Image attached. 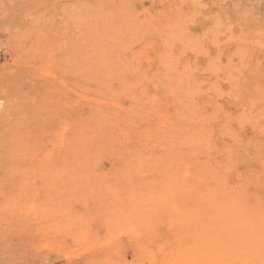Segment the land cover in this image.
<instances>
[{"label":"rangeland","instance_id":"1","mask_svg":"<svg viewBox=\"0 0 264 264\" xmlns=\"http://www.w3.org/2000/svg\"><path fill=\"white\" fill-rule=\"evenodd\" d=\"M78 88L85 135L114 104L150 131L63 181L32 163L28 142L66 125ZM54 89L67 96L44 99ZM161 143L264 213V0H0V264H264L255 216L175 213L189 200L178 186H144L179 171Z\"/></svg>","mask_w":264,"mask_h":264},{"label":"bare ground","instance_id":"2","mask_svg":"<svg viewBox=\"0 0 264 264\" xmlns=\"http://www.w3.org/2000/svg\"><path fill=\"white\" fill-rule=\"evenodd\" d=\"M141 54V52H140ZM152 60V58H151ZM39 63V62H38ZM42 63V61H41ZM134 63V61H133ZM140 63V62H139ZM44 64V63H43ZM41 66V65H40ZM131 68V67H130ZM137 69V68H136ZM157 70V69H156ZM144 72V71H143ZM149 71L146 70V74H148ZM153 74H157L156 71H154ZM146 76V75H145ZM150 79V78H149ZM65 86V85H64ZM56 94L59 96V99H62L63 97H66V93L62 90H57L54 89L53 90H49L47 92L44 91V93H42V95H44V99L45 97H48L49 99L51 98V95ZM50 96V97H49ZM73 96V94H72ZM40 96H35L34 98H37ZM147 97V96H146ZM42 98V96H41ZM55 98V97H53ZM151 98V97H150ZM150 98L148 97L149 101ZM75 105H74V111L71 113L72 116L69 118H66V125H68V127L66 125H64L63 127H61L60 131L52 134V136L45 140V132L44 131H40L38 134H36L35 136L33 135V139H30L31 141L28 142V156L31 157V161L32 163H36L40 164L41 166L45 167V168H50L51 170H53L55 172V174L58 176V178L64 181V179H69V173L71 172L72 174H70L71 176H73L76 171L77 168L82 167L83 163H86L87 166H89V168H95L94 167V163L99 164L98 160H101V156H103V154L106 152H114L116 155L118 154L119 150H120V146L127 147L126 144V136L135 133L138 139H143L145 136L143 135H147L149 134L150 130L144 131L143 129L141 130V126H140V120L139 117L136 115H134V111L131 110L128 106L125 107H121V109L117 108L114 104V108L111 107H106L105 109H98V110H94V115L92 116L94 121H98L99 125H100V129L99 130H95L94 128L97 129L98 126H94L91 123H95L93 122H89L88 124L93 127L94 130L92 131H88L89 133L85 135V133L81 132V122H80V100H82V94L78 89H76L75 91ZM145 99L144 97L142 98V100ZM48 100V99H47ZM147 100V99H146ZM53 101V100H52ZM148 101V100H147ZM28 102V101H26ZM96 102V101H95ZM100 102V101H99ZM31 103V102H28ZM36 103V102H35ZM44 103V102H43ZM50 104V101L48 102ZM101 103V102H100ZM132 103V102H131ZM32 104V103H31ZM98 104V102H97ZM134 104V103H132ZM102 105V103L100 104ZM140 105V104H139ZM149 107H155V104L150 102L149 105L146 104ZM162 105V104H161ZM29 106V105H28ZM32 106H35V104H32ZM31 106V107H32ZM113 106V103H112ZM143 106V104H142ZM96 107V106H95ZM73 108V107H72ZM145 108V107H144ZM117 109V110H116ZM119 110V111H118ZM135 110V109H134ZM113 111V112H112ZM136 112V111H135ZM145 112V111H144ZM147 112V110H146ZM57 113V112H56ZM161 113V112H160ZM57 115V114H56ZM148 115V114H147ZM73 117V118H72ZM72 118V123H68L69 120ZM57 120V117H56ZM64 120V119H63ZM91 120V119H90ZM97 122V123H98ZM68 123V124H67ZM97 123L95 125H97ZM71 124L72 127H71ZM166 124V123H165ZM88 125V128L90 127ZM93 125V126H92ZM59 126V125H58ZM172 127V126H171ZM153 131V130H152ZM127 134V135H126ZM132 134V135H133ZM142 134V135H141ZM176 134V133H175ZM174 134V135H175ZM131 135V136H132ZM143 136V137H142ZM156 136V135H155ZM45 137V138H44ZM174 137V136H173ZM130 138V136H129ZM176 138V137H175ZM133 139V138H132ZM160 139V138H158ZM164 139V138H163ZM130 140V139H129ZM161 140V139H160ZM159 140V141H160ZM173 140V138H172ZM175 140V139H174ZM29 141V140H28ZM144 141V139H143ZM143 141H140V143H142ZM146 141V140H145ZM144 141V142H145ZM163 141V140H161ZM164 142V141H163ZM148 143V142H147ZM173 143V142H172ZM189 144V143H188ZM145 145V146H144ZM170 145V144H167ZM164 145L163 143H161V146L165 149V151L163 150L162 153H166L167 157H170L169 160L172 163V166L176 168V166H179V171H175L174 175L172 177L166 175V174H158L157 172H154L150 175H148L147 177H143L140 179V181H142L143 179H148L150 180V184L154 185L155 187L159 188L162 186L168 187V188H178L174 189L173 192H179V194L185 195L184 197L189 200H187V202L184 200V202L182 201V197H181V202H179V205L177 203L178 206L175 205V213H241L240 217H238V220L241 222H243L244 224L249 222V221H245L246 219V215H251V216H255L256 219H253L254 224L256 225L255 228V233L258 234V237L261 238L259 235L262 234V231H264V213H260L258 211H254V209L256 210L257 208H254L257 205L256 200H254L256 202L255 206L251 207L247 204V199L246 197L243 195L244 193H240L239 190L235 189V183H230V181L227 179L225 181V184L223 187H221L220 185H214L213 187L210 186L209 181L204 182V176L202 175L203 173L201 171H199L198 169L196 170L195 165H193L194 163L191 162V157H194L193 155L191 156V154L189 152H184V151H179L177 153H174L173 155H171L173 152L168 150V146ZM180 145V144H179ZM129 146V145H128ZM144 148H142V147ZM141 149L138 148L139 150L137 151H141L145 150V148H148V144H141ZM182 146V144H181ZM135 147V146H134ZM132 147L135 151V148L137 147ZM150 147V146H149ZM180 147V146H179ZM131 148V147H130ZM183 148H185L183 146ZM126 149V148H125ZM176 149V148H175ZM184 150V149H183ZM122 151V150H121ZM120 151V152H121ZM134 151H129V152H134ZM151 151V149H150ZM119 152V153H120ZM128 152V153H129ZM142 152V153H143ZM109 155V153H107ZM119 156V155H118ZM125 156V155H124ZM105 157V156H104ZM109 157V156H108ZM106 158V157H105ZM117 158V157H115ZM109 159V158H108ZM114 159V158H113ZM119 160V158H117ZM124 160V158H122ZM122 160V161H123ZM97 161V162H96ZM103 161V160H101ZM108 161V160H107ZM106 161V162H107ZM109 162V161H108ZM124 162H126V159L124 160ZM35 165V166H36ZM97 165V164H96ZM110 165V164H108ZM107 165V166H108ZM207 165V164H206ZM198 167V166H197ZM206 167V166H205ZM68 168H70L68 170ZM88 168V169H89ZM201 168V167H200ZM204 170V169H203ZM214 170V169H213ZM96 170H94L93 172H95ZM91 171V175L93 174L92 177H94V174ZM97 173V172H96ZM78 174V173H76ZM101 174V173H99ZM140 174V172H139ZM207 174V173H206ZM102 175V174H101ZM126 175V174H125ZM142 175V174H141ZM210 175V174H209ZM132 176V175H131ZM206 176V175H205ZM220 176V175H219ZM77 179L79 178V176H76ZM105 176H103L104 179ZM121 177V175H120ZM126 177H129L126 175ZM139 178L141 177L140 175L138 176ZM170 177V178H169ZM217 177V176H216ZM102 178V177H101ZM107 178V177H106ZM105 178V179H106ZM137 178V179H139ZM95 179V178H94ZM104 179V180H105ZM129 179V178H128ZM132 179V178H130ZM134 179V177H133ZM137 179H135L134 181H138ZM213 179V178H212ZM127 180V179H125ZM124 180V181H125ZM143 180V181H144ZM147 180V181H148ZM165 180H167L166 182H164ZM214 181H216L215 179H213ZM212 180V181H213ZM94 181V180H93ZM93 181H90L91 183ZM101 181V180H100ZM103 181V180H102ZM107 181V180H106ZM128 181V180H127ZM142 181V183H143ZM234 181V180H233ZM98 182V181H97ZM105 182V181H104ZM129 182V181H128ZM110 183V182H109ZM117 183V182H115ZM120 185H122V182L120 180ZM141 183V184H142ZM146 181H144V186H145ZM205 183V184H204ZM216 183V182H215ZM95 184V183H93ZM97 184V183H96ZM95 184V185H96ZM136 184V183H135ZM139 184V183H138ZM139 189H135L138 190L137 193H140V188H142L141 186H143V184L141 185ZM238 184V183H237ZM100 186L102 184H99ZM104 185V183H103ZM109 185V184H108ZM116 186V184H114ZM147 185V184H146ZM94 186V185H93ZM97 186V185H96ZM111 186V185H110ZM113 186V185H112ZM130 186V185H129ZM129 186H125V188L127 189V187ZM139 186V185H138ZM137 186V187H138ZM143 186V187H144ZM239 186V185H238ZM117 187H121V186H117ZM124 187V185H122L121 189ZM147 187V186H146ZM154 188V190H156V188ZM188 187L190 188L188 190ZM191 187L192 191H191ZM131 188V186H130ZM129 188V192L131 193V191H134L133 188H131L130 190ZM149 187H147L148 189ZM166 188V189H168ZM106 189V188H105ZM133 189V190H132ZM124 190V188H123ZM143 190V188L141 189ZM164 190V189H163ZM171 190V189H169ZM237 190V191H236ZM128 191V189H127ZM125 191V192H127ZM145 191V189L143 190ZM142 191V192H143ZM242 191V190H241ZM141 192V194H142ZM146 192V191H145ZM144 192V193H145ZM150 192V191H149ZM151 192H154L153 190ZM157 191H155L156 194ZM102 193V192H100ZM120 193V192H118ZM135 192H133L134 195ZM159 193V191H158ZM157 193V194H158ZM128 196L129 193L127 192ZM136 194V193H135ZM154 194V193H151ZM173 194H177V193H173ZM178 194V195H179ZM99 195V194H98ZM113 195V194H112ZM111 195V198H112ZM131 195V194H130ZM162 195H166V194H162ZM170 195V194H169ZM100 196V195H99ZM102 196V195H101ZM126 197V195H124ZM140 196V195H138ZM155 196V195H154ZM180 196V195H179ZM109 197V196H108ZM118 197V196H117ZM157 197V196H156ZM168 197V196H167ZM172 198L176 197V195H171ZM137 198V197H136ZM140 198V197H139ZM152 201L153 198L149 197ZM148 198V199H149ZM163 198V197H162ZM166 198V197H165ZM169 198V197H168ZM180 199V197H178ZM183 198V199H185ZM101 199V198H100ZM119 199V197H118ZM121 199V198H120ZM123 199V198H122ZM128 199V198H127ZM126 199V200H127ZM135 199V198H134ZM157 199H160L159 197ZM156 199V202H157ZM171 199V198H170ZM102 200V199H101ZM129 200V199H128ZM135 200H139L138 198ZM261 200V199H260ZM259 198H258V203H259ZM118 203L120 200H117ZM125 201V200H124ZM134 201V200H133ZM140 201V200H139ZM144 201V200H143ZM149 201V200H148ZM146 200V203L144 201V203L141 204H147L148 202ZM159 201V200H158ZM116 202V201H115ZM129 202V201H128ZM142 202V201H141ZM250 202V201H249ZM110 203V202H109ZM117 203V202H116ZM130 203V202H129ZM134 203L136 202H132V206H136L134 205ZM150 203V201H149ZM161 203V201H160ZM167 203V202H166ZM264 203V202H263ZM99 204V203H97ZM104 204V202L102 203V205ZM112 204V203H111ZM159 204V203H158ZM162 204V203H161ZM160 204V205H161ZM145 205H141L143 207V209L146 207ZM152 205V204H151ZM154 205V204H153ZM174 205V204H173ZM260 205H262L261 201H260ZM98 206V205H97ZM101 206V205H100ZM109 205H107L108 207ZM111 206V205H110ZM138 206L140 207V205H138L137 202V209ZM148 206V205H147ZM156 207V205H154ZM164 206H167L164 205ZM263 206V205H262ZM99 207V206H98ZM106 207V208H107ZM149 207V206H148ZM146 207V208H148ZM151 207V206H150ZM149 207V208H150ZM154 207V208H155ZM174 207V206H173ZM261 207V206H260ZM105 208V209H106ZM110 209V207H108ZM107 208V209H108ZM145 208V209H146ZM153 207H151V209H154ZM157 208V207H156ZM262 208V207H261ZM99 211V208H97ZM102 209V208H101ZM100 209V210H101ZM104 209V210H105ZM125 209V208H124ZM124 209L120 210L123 211ZM130 209V208H129ZM128 209L127 212H129L130 210ZM142 209V210H143ZM150 209V211H152ZM165 209V208H164ZM133 210V208L131 209ZM140 210V208L138 209ZM136 210V211H138ZM156 210V209H155ZM264 208L261 209V212L263 211ZM96 211V210H94ZM94 211L92 213H94ZM135 211V213H137ZM161 210L159 211L160 213H162ZM119 212V211H118ZM126 212V211H125ZM124 212V213H125ZM139 212V211H138ZM144 212V210H143ZM146 212V211H145ZM153 212V211H152ZM158 212V213H159ZM172 212V211H171ZM106 213V212H105ZM122 213V212H120ZM131 213V212H130ZM140 213V212H139ZM147 213V212H146ZM150 213V212H149ZM170 213V212H169ZM258 217V218H257ZM237 220V221H238ZM241 222V223H242ZM249 225V224H248ZM223 226V225H222ZM241 226V225H240ZM244 226V225H243ZM242 226V227H243ZM248 227V226H246ZM247 230V229H246ZM245 230V231H246ZM254 236V233L253 235ZM262 236V235H261ZM248 237V236H247ZM263 237V236H262ZM252 238V237H251ZM249 240V239H248ZM261 241V240H260ZM262 243V242H261ZM223 245V243H220ZM263 247L264 245L261 244ZM200 250V249H198ZM262 250V249H261ZM264 251V250H263ZM221 254H219L218 256H220Z\"/></svg>","mask_w":264,"mask_h":264}]
</instances>
